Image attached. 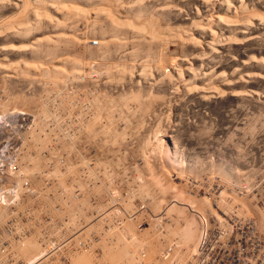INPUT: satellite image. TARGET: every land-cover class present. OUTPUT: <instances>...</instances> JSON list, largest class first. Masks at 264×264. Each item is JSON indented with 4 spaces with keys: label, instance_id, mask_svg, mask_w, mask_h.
Segmentation results:
<instances>
[{
    "label": "rangeland",
    "instance_id": "obj_1",
    "mask_svg": "<svg viewBox=\"0 0 264 264\" xmlns=\"http://www.w3.org/2000/svg\"><path fill=\"white\" fill-rule=\"evenodd\" d=\"M204 1L0 0V232L39 231L62 168L87 179L84 205L93 183L134 214L70 264H168L170 242L187 256L215 201L262 220L264 0ZM150 19L161 35L140 32ZM91 109L108 124H73Z\"/></svg>",
    "mask_w": 264,
    "mask_h": 264
},
{
    "label": "built area",
    "instance_id": "obj_2",
    "mask_svg": "<svg viewBox=\"0 0 264 264\" xmlns=\"http://www.w3.org/2000/svg\"><path fill=\"white\" fill-rule=\"evenodd\" d=\"M91 42L95 44L97 40L92 39ZM70 115L75 118L76 123L73 124L79 126L86 127L85 121L93 115H96V120L92 126L108 124L105 115L93 109L77 117ZM56 175L57 189L55 193L51 190L45 192L47 188L44 187L43 205L57 210L51 214L44 213L39 231L0 232V257H3L0 264H70L74 253L93 249L95 240L114 239L116 230L125 232L124 223L134 214L124 209L119 200L109 198L108 188L106 197L98 201L91 183L87 187L89 203L84 205L80 198L84 189L82 183L87 179L79 176L77 170L68 168L59 169ZM257 198L258 205L264 207V194H258ZM134 211L140 214L138 229H141L144 203H135ZM194 214L197 235L190 252L184 257L174 255L175 243L164 245L160 253L169 259L168 264H264V215L260 221L237 208L224 210L216 201L214 212L194 210ZM27 238H35L42 243L41 255L37 259H23L19 254L18 246ZM1 242L4 243L1 245Z\"/></svg>",
    "mask_w": 264,
    "mask_h": 264
},
{
    "label": "bare ground",
    "instance_id": "obj_3",
    "mask_svg": "<svg viewBox=\"0 0 264 264\" xmlns=\"http://www.w3.org/2000/svg\"><path fill=\"white\" fill-rule=\"evenodd\" d=\"M102 1H103V0H102ZM104 1H107V0H104ZM202 1H204V0H202ZM222 1H223V0H222ZM204 2H205V1H204ZM225 2H226V1L224 0V4H225ZM139 4H140V3H139ZM162 4H163V3H162ZM221 4H222V3H221ZM224 4H223V5H224ZM226 4H227V2H226ZM227 5H228V4H227ZM32 6H33V5H32ZM138 6H139V5H138ZM228 6H229V5H228ZM228 6H226V7H228ZM64 7H65V6H64ZM229 7H230V6H229ZM137 8H138V7H137ZM60 10H61V9H60ZM229 10H230V9H229ZM86 12H87V11H86ZM236 12H237V11H236ZM36 13H37V12H36ZM233 13H234V12H233ZM241 13H242V12H241ZM46 14H47V13H46ZM235 15H236V17H237L239 14L237 15V14L235 13ZM243 15H245V14H243ZM214 16H215V15H214ZM217 16H218V15H217ZM215 17H216V16H215ZM233 17H234V16H233ZM56 18H57V17H56ZM134 18H135V17H134ZM223 18H225V17H223ZM111 19H112V18H111ZM116 19H117V18H116ZM136 19H137V18H136ZM217 19H219V18L217 17ZM225 19H227V18H225ZM234 19H235V18H234ZM234 19H233V20H234ZM237 19H238V18H237ZM237 19H236V21H237ZM57 20H58V19H57ZM78 20H79V19H78ZM93 20H94V19H93ZM95 20H96V19H95ZM137 20H138V19H137ZM137 20L134 22V23H135L134 27L137 26V28H138V27H139L138 24L141 25V28L143 27L142 25L145 26V24L142 23L143 21H140V23H138ZM141 20H142V19H141ZM150 20H151V25H148V24L150 23V22H149ZM150 20H147L149 23L146 22V26L148 25V26L151 27V28L143 27V28L141 29V28L139 27L138 30L141 29V30H140V32H141L143 29H146L147 31H148V29H149V31H150V29H151V35L154 33L155 35L158 36V35L161 33V30L159 29V30H160V32L158 31L159 34L156 33V31L154 30V29H156V27L154 28V26H153V25H154V24H153L154 22L152 23V21H154V20H153V19H150ZM209 20H210V19H209ZM209 20L207 19V22H208V23H209ZM211 20H213V17H212ZM228 20H229V19H228ZM127 21H128V20H127ZM138 21H139V20H138ZM145 21H146V20H145ZM145 21H144V22H145ZM221 21H224V20L219 19L218 22H216V20L213 21V22H214V23H217V25H218V23L221 24L220 26H221V29H222V28L225 27V26L222 27V23H223V22H221ZM240 21L243 22V20H240ZM246 21H247V20H246ZM119 22H120V21H119ZM224 22H225V21H224ZM237 22H239V21H237ZM244 22H245V21H244ZM244 22H243V23H244ZM117 23H118V22H117ZM136 23H137V25H136ZM147 23H148V24H147ZM210 23H212V21H211ZM239 23H240V22H239ZM239 23H238V24H239ZM243 23H242V25H243ZM247 23H248V22H247ZM247 23H246V24H247ZM249 23H250V22H249ZM152 24H153V25H152ZM223 24H224V23H223ZM225 24H226V23H225ZM232 24H233V22H232ZM232 24H231V25H232ZM226 25H230V24H228V22H227ZM234 25H235V24H234ZM234 25H233V27H234ZM244 25H245V24H244ZM148 26H147V27H148ZM155 26H157V25L155 24ZM214 26H215V24H214ZM218 26H219V25H218ZM220 26H219V27H220ZM239 26H240V25H239ZM246 26H247V25H246ZM131 27H132V26H131ZM152 27H153V30H154L155 32H153ZM227 27H228V26H227ZM229 27H230V26H229ZM242 27H243V26H242ZM242 27H241V28H242ZM244 27H245V26H244ZM135 28H136V27H135ZM231 28H232V27H231ZM78 29H79V28H78ZM157 29H158V28H157ZM226 29H227V28H226ZM244 29H246V27H245ZM244 29H243V30H244ZM228 30H229V28H228ZM235 30H236V29H235ZM232 31H233V30H230L229 32H232ZM240 31H241V30H240ZM240 31H239V32H240ZM138 32H139V31H138ZM144 32H145V30H144ZM243 32H245V31H243ZM148 33H149V35H150V32H148ZM148 33H147V34H148ZM236 33H238V32H236ZM241 33H242V31H241ZM154 34H153V35H154ZM162 34H163V33H162ZM170 34H171V33H170ZM186 34H187V33H186ZM186 34H185V35H186ZM151 35H150V36H151ZM153 35H152V36H153ZM155 35H154V36H155ZM160 35H161V34H160ZM166 35H167V34H166ZM176 35H177V34H176ZM187 36H188V35H187ZM159 37H160V36H159ZM165 37H166V36H165ZM175 37H176V36H175ZM188 37H189V36H188ZM161 38H162V37H161ZM166 38H167V37H166ZM170 38H171V37H170ZM190 38H191L190 40H193L192 37H190ZM167 39H168V38H167ZM236 39H237V38H236ZM208 43H209V42H208ZM210 43H211V42H210ZM210 43H209V44H210ZM209 44H208V46H210ZM208 49L210 50V48H208ZM212 50H213V49H212ZM95 51H96V50H95ZM75 58H76V57H75ZM70 63H71V62H70ZM187 70H188V69H187ZM205 71H207V70H205ZM210 72H211V71H210ZM210 72H209V71L207 72L208 75L211 74ZM191 73H192V72H191ZM207 73H206V74H207ZM203 74H205V72H204ZM206 74H205V76H206ZM213 78H215V77H213ZM52 81H53V80H52ZM55 81H56V80H55ZM55 81H54V82H55ZM54 82H53V83H54ZM206 89H207V88H206ZM203 90H204V89H203ZM202 92H203V91H202ZM203 97H204V96H203ZM68 100H69V99H68ZM15 104H16V103H15ZM96 104H97V103H96ZM5 110H6V109H5ZM111 110H112V109H111ZM32 161H33V160H32ZM34 162H35V161H34ZM34 162H31V163L33 164ZM38 163H39V162H38ZM35 164H36V163H35ZM38 165H39V164H38ZM31 166H32V165H31ZM34 166H35V165H34ZM36 166H37V165H36ZM29 167H30V166H28V168H25V167H24V170H25L26 172H27V171H30V170H29V169H30ZM31 169L34 170L35 167H31ZM24 170H23V171H24ZM32 170H31V171H32ZM25 171H24V172H25ZM26 172H25V173H26ZM53 172H54V171H53ZM22 176H24V175H22ZM24 177H27L26 174H25ZM28 178H29V177H28ZM25 180H26V179H25ZM27 180H28V179H27ZM20 182H21V181H20ZM2 210H3V209H2ZM0 213H2V216H3V212H0ZM0 218H2V217H1V214H0ZM186 233H187V231H186ZM186 236H188V235H186ZM189 236H191V235L189 234ZM189 236H188V237H189ZM33 239H35V238H27L26 240H24V241L22 242V244L20 245V247H19L18 249L21 248L22 251H24V249L26 248L27 244H28L30 241H34ZM34 242H35V244L37 245V247L39 248V250H37V251H39V252H37L36 256H34V259H37V258L41 255L42 247L40 246V243L37 242L36 239H35ZM140 242H141V241H140ZM140 242H139V243H140ZM143 243H144V242H143ZM115 244H116V243H115ZM32 247H33V246H32ZM34 247H36V246H34ZM123 247H124V246H123ZM38 248H35V249H38ZM33 249H34V248H33ZM33 249H31V250H33ZM121 249H122V248H121ZM121 249H120V250H121ZM122 250H123V249H122ZM22 251L20 250V252H22ZM32 252H33V251H32ZM118 253H119V252H118ZM120 253H122V252L120 251ZM75 254H76V253H75ZM127 254H128V253H127ZM78 255H79V254H78ZM78 255H77V256H78ZM85 255H86V254H85ZM22 256H23V254H22ZM25 256H26V255H25ZM73 256H74V255H73ZM77 256L74 257V260H75V258H76ZM82 256H83V255H82ZM23 258H24V257H23ZM24 259H25V258H24ZM131 259H132V257H131ZM81 261H82V260H81ZM72 262H73V260H72ZM72 262H71V263H72ZM79 263H80V262H79ZM82 264H83V263H82Z\"/></svg>",
    "mask_w": 264,
    "mask_h": 264
}]
</instances>
